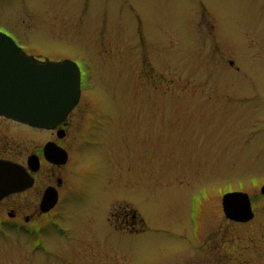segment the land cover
<instances>
[{
	"label": "rangeland",
	"instance_id": "obj_1",
	"mask_svg": "<svg viewBox=\"0 0 264 264\" xmlns=\"http://www.w3.org/2000/svg\"><path fill=\"white\" fill-rule=\"evenodd\" d=\"M262 4L0 0V29L24 51L85 67L83 105L94 104L90 112L104 117V145L80 156L77 173L94 180L119 174L123 188L115 203L94 189L61 222L78 237L107 226L108 207L127 206L137 208L146 225L136 236L111 237L103 248L107 262L166 264L181 257L213 209L207 240L220 234L237 257L264 264ZM233 191L251 196L255 220L225 219L222 198ZM6 211L0 208V264H88L98 249L68 241L52 225L36 243L6 226L12 222Z\"/></svg>",
	"mask_w": 264,
	"mask_h": 264
},
{
	"label": "flooded vegetation",
	"instance_id": "obj_2",
	"mask_svg": "<svg viewBox=\"0 0 264 264\" xmlns=\"http://www.w3.org/2000/svg\"><path fill=\"white\" fill-rule=\"evenodd\" d=\"M260 8L263 9L264 4ZM6 33L14 37L12 33ZM14 40L16 41L15 38ZM77 63L83 72L85 67L81 62L77 61ZM92 108L96 109L94 104ZM91 109L83 105L82 95L67 119L55 128L31 126L0 114V162L20 167L24 172L22 178L25 183H28L24 189L12 192L3 198L0 201V208H6L8 216L12 219V222L6 224L11 231L32 235L36 237L35 242L39 243V235L53 226L70 242L76 241L77 244L86 241L89 246L98 248L94 250V256L91 255L87 259L88 264H97V262L115 264L114 260L106 261L108 255L103 252V248L109 244L108 240H111V237L118 240L120 236H136L145 230L146 225L137 208L118 206L112 211L108 207L105 218L107 226L105 225L102 229H93L92 232L86 231V235L78 237L65 229L61 222L66 214L74 213L80 204L88 202L94 189L110 194L112 203L120 201L123 177L119 174L97 175L100 180H94L92 177L82 178L77 173V168H80V156H88L94 148H101L104 145V141L100 138L104 131L102 126L104 117H99V112L91 113ZM117 159V169L119 167L120 170L122 162L120 154ZM149 176L151 177L152 174ZM47 197L49 198L45 199ZM52 199L54 203L51 202ZM92 208L97 210L99 207ZM87 209L88 207L80 208V210ZM212 210L210 209L207 213V227L187 244L188 251L166 264H253L251 257H237L234 250L232 252L227 248L226 241L220 234L215 235L214 241L207 240L210 237L206 234L207 230L214 224L209 222L210 216L214 215ZM254 212L253 220L257 217L255 209ZM20 216H23L21 220L18 219ZM224 217L227 221L236 223L227 218L225 213ZM191 218L192 223H196L195 213ZM91 219L93 223L94 219ZM237 223L246 225L249 222ZM98 257L100 259H97ZM102 260H104L103 263Z\"/></svg>",
	"mask_w": 264,
	"mask_h": 264
},
{
	"label": "water",
	"instance_id": "obj_3",
	"mask_svg": "<svg viewBox=\"0 0 264 264\" xmlns=\"http://www.w3.org/2000/svg\"><path fill=\"white\" fill-rule=\"evenodd\" d=\"M81 94L82 73L77 61L39 60L27 54L5 31H0L1 115L35 127L55 128L67 119ZM23 174L20 167L0 162V201L27 187ZM260 191L264 195V186ZM51 202L54 203L53 199ZM222 205L230 220L249 222L255 217L251 197L246 192L226 193Z\"/></svg>",
	"mask_w": 264,
	"mask_h": 264
}]
</instances>
